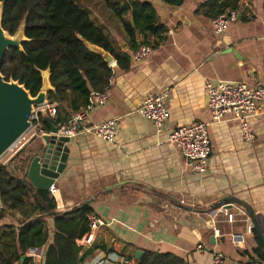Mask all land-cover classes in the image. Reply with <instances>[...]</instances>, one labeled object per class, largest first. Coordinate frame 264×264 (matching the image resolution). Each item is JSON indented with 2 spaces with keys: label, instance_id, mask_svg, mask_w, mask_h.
Masks as SVG:
<instances>
[{
  "label": "crops",
  "instance_id": "1",
  "mask_svg": "<svg viewBox=\"0 0 264 264\" xmlns=\"http://www.w3.org/2000/svg\"><path fill=\"white\" fill-rule=\"evenodd\" d=\"M139 1L153 5L164 28L158 37L137 35L139 43L153 48L141 63L131 60L134 51L120 20L100 7L85 5L116 50L130 57L127 70H120L114 60L108 64L113 71L106 89L109 99L92 110L83 125L115 120L114 141L106 143L83 133L70 139L65 145L69 150L65 168L48 190L34 188L27 167L30 195L47 191L55 202V213L89 202L85 205L102 225L91 248L81 247L83 236L75 240L82 248L80 254H86L78 264H138L146 253L164 257L159 264H210L214 251L222 255V264H264L257 258L264 256V245L253 229L247 233L246 214L233 206L226 210L235 218L229 223L221 212L224 209H211L221 198L248 204L264 237V114L247 119L254 134L250 142L243 140L239 123L231 116L210 124L211 153L204 174L189 170L167 140L180 126L211 122L204 91L207 82L264 87L263 0H237L243 18L218 36L211 21L219 11L230 10L225 8L228 0H184L179 7L160 0ZM91 46L95 47L88 44L87 48ZM161 93L166 94L169 118L156 134L152 123L135 111L144 98ZM260 107L264 109V104ZM48 108L54 116L48 115L46 107L38 109L40 121L12 148L3 165L23 148L33 157L42 145L36 133L49 134L47 121L66 123L73 113L67 103L48 104ZM46 222L45 253L54 233L53 219ZM9 223L6 217L0 225ZM234 235L243 240L234 242Z\"/></svg>",
  "mask_w": 264,
  "mask_h": 264
},
{
  "label": "trees",
  "instance_id": "2",
  "mask_svg": "<svg viewBox=\"0 0 264 264\" xmlns=\"http://www.w3.org/2000/svg\"><path fill=\"white\" fill-rule=\"evenodd\" d=\"M179 7L184 0H160ZM3 3L2 28L13 35L22 20L28 41L23 51L9 48L4 52L0 73L5 81H17L35 97L42 85L41 72L48 70L54 91L47 95L48 104L62 105L76 112L86 107L94 93L110 87L113 71L105 60L88 50L93 45L108 53L120 70L130 67V57L120 54L103 27L87 12L82 0H0ZM98 6L112 18L120 20L134 51L141 44L138 34L158 37L164 32L150 2L139 0H99ZM225 8L237 10V0H228ZM226 12L221 10L214 17ZM264 14V0H263ZM129 17V18H128ZM213 18V19H214ZM212 19V20H213ZM56 118L58 107L55 109ZM31 154L20 150L8 164H0V264H20L27 250L48 243L47 218L53 219L54 233L47 245L43 264H78L84 254L75 245L88 231L85 215L89 206H78L64 213H55V202L47 191H34L26 181ZM19 215V217H17ZM164 257L146 253L138 264H159ZM264 262L263 254L257 257ZM26 259L22 264H27Z\"/></svg>",
  "mask_w": 264,
  "mask_h": 264
},
{
  "label": "built area",
  "instance_id": "3",
  "mask_svg": "<svg viewBox=\"0 0 264 264\" xmlns=\"http://www.w3.org/2000/svg\"><path fill=\"white\" fill-rule=\"evenodd\" d=\"M241 18H243V14L238 10L226 11L211 21L213 34L216 36L221 35L229 24ZM262 26L264 29V20L262 21ZM152 53L153 48L151 46L141 45L134 50L131 60L134 63H141L147 60ZM204 91L207 97V107L211 116V122L180 126L172 131L167 139L168 142L177 148L186 167L198 174L205 173L206 164L211 153L208 136L210 124H218L225 117L231 116L233 120L239 123L243 140L250 142L254 138V134L248 127L247 119L264 114V109L260 107L261 104H264V87L250 88L245 84L234 85L224 82H207ZM165 98V93L148 96L142 100L140 106L135 111L140 117L152 123L156 134L162 132L169 118ZM108 99V90L93 95L87 107L73 112L66 123L56 124V136L72 139L80 133L92 134L103 142L112 143L117 131L115 120L83 127L88 120L89 113L105 105ZM46 108L48 115L53 117L54 110L49 109L48 105ZM30 121L33 127L38 124L40 121L38 109L31 115ZM180 204L182 205L184 202L180 201ZM221 212L227 222L232 223L235 221L234 216L228 214L226 210H222ZM85 217L88 223V231L81 238V247L88 249L92 247L95 231L102 225V222L92 213H87ZM248 222L247 233H251L252 224L250 221ZM218 234V230H214V235L217 236ZM232 239L236 243H240L243 240L240 235H234ZM25 255L29 261L28 264H43L45 247L44 245L31 247ZM222 262V255L214 251L210 264H222ZM120 264H128V262L123 261Z\"/></svg>",
  "mask_w": 264,
  "mask_h": 264
},
{
  "label": "water",
  "instance_id": "4",
  "mask_svg": "<svg viewBox=\"0 0 264 264\" xmlns=\"http://www.w3.org/2000/svg\"><path fill=\"white\" fill-rule=\"evenodd\" d=\"M2 9L3 3L0 2V67L6 50L13 48L23 51L22 44L28 41L24 34L25 20H22L13 35H9L3 30L1 25ZM95 48L101 52H94L89 48L88 50L101 56L106 63H113V58L108 53L98 47ZM41 78V88L37 95L32 97L23 85L11 79L5 81L0 73V160L34 128L30 121L31 115L37 109L48 105L47 95L49 92L54 91L50 84L49 71L41 72ZM47 122L50 133L47 135H41L40 132L36 133L41 138L42 145L33 154L27 172L30 182L38 190H48L53 185L54 180L63 172L69 154V150L65 145L70 142V139L56 136V124ZM88 203L85 202V204ZM233 206L240 208L246 214L252 224V229L264 245V237L257 216L248 204L232 197L221 198L211 206V209L229 210ZM0 211L4 212L2 208ZM24 261L25 256L21 258V263Z\"/></svg>",
  "mask_w": 264,
  "mask_h": 264
},
{
  "label": "rangeland",
  "instance_id": "5",
  "mask_svg": "<svg viewBox=\"0 0 264 264\" xmlns=\"http://www.w3.org/2000/svg\"><path fill=\"white\" fill-rule=\"evenodd\" d=\"M82 3H83L84 5H86V4L89 3L90 5H94V6L100 7V6H98L99 0H82ZM95 8H96V7H95ZM101 8H102V7H101ZM11 154H12V153H9V152L6 153V155H4L3 158H1V160H0V164H2L3 162H5Z\"/></svg>",
  "mask_w": 264,
  "mask_h": 264
},
{
  "label": "bare ground",
  "instance_id": "6",
  "mask_svg": "<svg viewBox=\"0 0 264 264\" xmlns=\"http://www.w3.org/2000/svg\"><path fill=\"white\" fill-rule=\"evenodd\" d=\"M90 50H92L94 52H101L100 50H97L95 47H92V46H91Z\"/></svg>",
  "mask_w": 264,
  "mask_h": 264
}]
</instances>
